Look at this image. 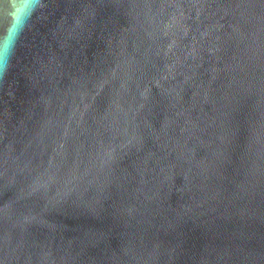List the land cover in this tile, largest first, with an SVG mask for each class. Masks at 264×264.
Returning <instances> with one entry per match:
<instances>
[{
    "label": "water",
    "instance_id": "95a60500",
    "mask_svg": "<svg viewBox=\"0 0 264 264\" xmlns=\"http://www.w3.org/2000/svg\"><path fill=\"white\" fill-rule=\"evenodd\" d=\"M0 264H264V0H0Z\"/></svg>",
    "mask_w": 264,
    "mask_h": 264
}]
</instances>
